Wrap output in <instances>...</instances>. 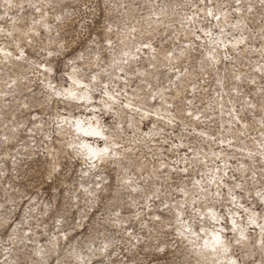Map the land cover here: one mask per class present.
Wrapping results in <instances>:
<instances>
[{
	"label": "rangeland",
	"instance_id": "1",
	"mask_svg": "<svg viewBox=\"0 0 264 264\" xmlns=\"http://www.w3.org/2000/svg\"><path fill=\"white\" fill-rule=\"evenodd\" d=\"M230 262L264 264V0H0V264Z\"/></svg>",
	"mask_w": 264,
	"mask_h": 264
},
{
	"label": "bare ground",
	"instance_id": "2",
	"mask_svg": "<svg viewBox=\"0 0 264 264\" xmlns=\"http://www.w3.org/2000/svg\"><path fill=\"white\" fill-rule=\"evenodd\" d=\"M72 89V88H71ZM83 92V91H82ZM86 92V91H85ZM72 93V92H71ZM86 96V95H85ZM82 121V120H81ZM80 120H77L75 123H74V125L76 126L75 128H77V129H79V130H82V131H92V130H95V131H97V132H99V133H101V130H100V128L97 126V125H95V126H84V124L81 122ZM84 122V121H83ZM90 122V121H89ZM98 124V123H97ZM81 131V132H82ZM85 132H83V133H85ZM85 141V140H84ZM83 143V142H82ZM85 143V142H84ZM83 145V144H82ZM85 146H86V149H87V153H90V154H97L99 151H101V150H99L98 148H97V146H92V145H90L89 143H85ZM102 151H104L103 149H102ZM86 153V152H85ZM104 153H106V152H104ZM239 231V230H238ZM218 234V233H217ZM219 235V234H218ZM215 236H217V235H214L213 236V238H212V241H211V243H210V245L213 247V249H215V250H219V251H221L222 250V245H216L215 244V241H214V237ZM220 237V236H219ZM207 241H208V239H207ZM205 242V241H204ZM203 242V243H204ZM210 242V241H209ZM207 251H209V250H207ZM203 252V251H202ZM205 254V253H204ZM206 255V254H205ZM204 255V256H205ZM220 257V256H219ZM212 258V257H211ZM211 258H208V259H211ZM205 259H206V257H205ZM215 259V258H214ZM210 261V260H209ZM211 262V261H210ZM214 262V261H213Z\"/></svg>",
	"mask_w": 264,
	"mask_h": 264
},
{
	"label": "snow or ice",
	"instance_id": "3",
	"mask_svg": "<svg viewBox=\"0 0 264 264\" xmlns=\"http://www.w3.org/2000/svg\"><path fill=\"white\" fill-rule=\"evenodd\" d=\"M209 15H211V13H209ZM69 95L72 96L73 94L69 93ZM85 134L86 135H100V133L95 130L86 131ZM214 241L216 245H222V241L218 235L214 237ZM224 251L227 252V249H224ZM230 264H234V262H230Z\"/></svg>",
	"mask_w": 264,
	"mask_h": 264
}]
</instances>
